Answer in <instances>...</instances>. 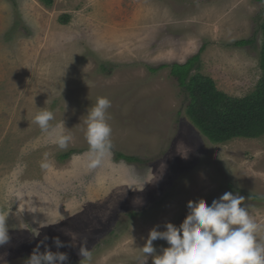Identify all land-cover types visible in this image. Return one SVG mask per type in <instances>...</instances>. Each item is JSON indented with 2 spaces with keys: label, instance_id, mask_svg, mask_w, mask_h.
<instances>
[{
  "label": "rangeland",
  "instance_id": "1",
  "mask_svg": "<svg viewBox=\"0 0 264 264\" xmlns=\"http://www.w3.org/2000/svg\"><path fill=\"white\" fill-rule=\"evenodd\" d=\"M263 20L257 0H0V217L9 237L0 264H25L40 241L67 264H153L142 252L149 230L178 226L188 200L211 204L225 192L244 196L264 226V201L254 199L264 196V134L212 143L186 115L188 94L169 68L149 69L203 47L192 73L244 96L261 76ZM97 97L111 101L113 148L89 168L83 121ZM40 107L53 111L52 125L64 122L66 149L33 122ZM258 235L264 242V229ZM85 240L90 261L79 254ZM153 245L157 254L168 246Z\"/></svg>",
  "mask_w": 264,
  "mask_h": 264
},
{
  "label": "clouds",
  "instance_id": "2",
  "mask_svg": "<svg viewBox=\"0 0 264 264\" xmlns=\"http://www.w3.org/2000/svg\"><path fill=\"white\" fill-rule=\"evenodd\" d=\"M110 107L108 98L97 97L90 111H86L83 123L89 168L99 167L113 148L112 128L108 123ZM40 108L33 122L48 134L52 143L66 149L71 137L64 132V122L52 125L50 122L55 119L53 111ZM41 167L47 168L48 164L42 162ZM186 207L187 214L178 226L165 222L164 230L156 227L149 230L142 252L152 258L153 264H264V242L258 235L264 226L250 215L244 196L225 192L211 204L199 197L188 200ZM5 218L0 217V245L9 239ZM156 240H164L168 245L161 247L158 254L153 245ZM53 244L56 249L65 247L59 237L53 238ZM86 244L85 240L79 247V254L81 260L90 261L92 254ZM67 261L66 253L52 251L45 241H40L25 264H67Z\"/></svg>",
  "mask_w": 264,
  "mask_h": 264
},
{
  "label": "trees",
  "instance_id": "3",
  "mask_svg": "<svg viewBox=\"0 0 264 264\" xmlns=\"http://www.w3.org/2000/svg\"><path fill=\"white\" fill-rule=\"evenodd\" d=\"M40 1L46 5L52 3V0ZM260 27L262 31L259 53L261 76L253 91L244 96H230L218 89L210 76L199 71L192 73V70L199 67L203 47L183 63L175 62L149 67L150 71L169 68L170 75L176 78L178 85L188 94L186 115L212 143H226L234 138H255L264 134V20ZM252 42V38H246L237 40L234 45L247 46ZM73 152L72 149L64 151L59 155V159H66ZM117 156L128 162H141L140 158L134 156L121 153ZM254 199L264 201V196H254Z\"/></svg>",
  "mask_w": 264,
  "mask_h": 264
}]
</instances>
